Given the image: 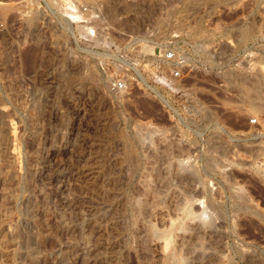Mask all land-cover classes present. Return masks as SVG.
Here are the masks:
<instances>
[{
  "label": "rangeland",
  "instance_id": "rangeland-1",
  "mask_svg": "<svg viewBox=\"0 0 264 264\" xmlns=\"http://www.w3.org/2000/svg\"><path fill=\"white\" fill-rule=\"evenodd\" d=\"M0 264H264V0H0Z\"/></svg>",
  "mask_w": 264,
  "mask_h": 264
},
{
  "label": "built area",
  "instance_id": "built-area-1",
  "mask_svg": "<svg viewBox=\"0 0 264 264\" xmlns=\"http://www.w3.org/2000/svg\"><path fill=\"white\" fill-rule=\"evenodd\" d=\"M129 38L134 39L136 35L127 34ZM152 49L143 54H147L150 58H145V62L142 63V73L146 76L145 83H155L160 86L167 95H180L182 93L183 86L180 84V79L183 76V71L194 67V53L195 49L190 42H188L184 36L175 33L169 35L164 40L156 41L151 45ZM115 59L109 64L104 63L105 68L109 72L108 83L112 88H126L128 83L137 80L134 76H129L127 72H133L132 67L138 68L139 61L134 58L126 56L125 52L120 53L116 51ZM141 68V67H140ZM145 78V77H144ZM152 93L153 90L144 84ZM156 96V94L154 93ZM160 103L165 106L166 110H169L174 114L173 109L176 108L162 94ZM250 123H255L256 118L249 119Z\"/></svg>",
  "mask_w": 264,
  "mask_h": 264
},
{
  "label": "bare ground",
  "instance_id": "bare-ground-1",
  "mask_svg": "<svg viewBox=\"0 0 264 264\" xmlns=\"http://www.w3.org/2000/svg\"><path fill=\"white\" fill-rule=\"evenodd\" d=\"M71 13H72V12H71ZM71 15H72V18H73V17H74V18L76 17V16L73 15V14H71ZM71 15H70V16H71ZM68 16H69V15H68ZM70 16H69V17H70ZM70 18H71V17H70ZM66 22H67V21H66ZM254 83H255V82H254ZM247 92H248V91H247ZM261 96H262V95H261ZM254 102H255V101H254ZM255 104H256V103H255ZM166 221H168V220H166ZM169 238H170V237H169ZM169 238L167 237L168 241H170Z\"/></svg>",
  "mask_w": 264,
  "mask_h": 264
}]
</instances>
